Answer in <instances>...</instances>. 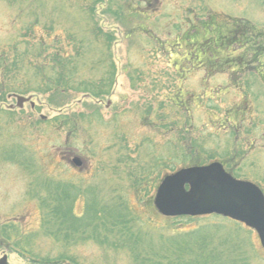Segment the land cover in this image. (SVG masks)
I'll list each match as a JSON object with an SVG mask.
<instances>
[{
    "label": "rangeland",
    "instance_id": "374dc122",
    "mask_svg": "<svg viewBox=\"0 0 264 264\" xmlns=\"http://www.w3.org/2000/svg\"><path fill=\"white\" fill-rule=\"evenodd\" d=\"M43 2L36 18L0 0V51L27 49L25 63L39 65L55 54L84 61L75 80L87 93H32L33 77L22 74L21 96H32L33 108L7 111L14 99L0 106V258L134 264L126 251L107 246L112 236L51 221L47 198L57 192L64 204V187L76 196L72 212L79 218L84 201L115 214L126 206L136 219L131 232L144 233L146 247L209 223L227 232L211 216L190 223L160 217L152 200L170 170L191 166L197 156L205 165L227 162V172L264 194V0ZM34 18L38 25L28 32ZM97 88L106 93L86 97ZM261 254L252 264H264Z\"/></svg>",
    "mask_w": 264,
    "mask_h": 264
},
{
    "label": "trees",
    "instance_id": "16d2710c",
    "mask_svg": "<svg viewBox=\"0 0 264 264\" xmlns=\"http://www.w3.org/2000/svg\"><path fill=\"white\" fill-rule=\"evenodd\" d=\"M1 1L8 7H15L19 11L28 8L31 10L32 16L34 15L36 18L37 15H35V11L44 7L43 0ZM36 18H34L33 22L26 23L29 24L27 26L28 32H31L34 27L38 25ZM49 29L51 30L52 26H50ZM42 51V44H38L35 47L34 53L38 57L41 55ZM80 52H83L81 45L78 50V53ZM28 54L27 49L20 52L19 48L16 46L8 50L4 48L0 51V106L13 95L21 96L27 91V89H23L26 87L20 82L26 78H21L22 80L17 79V77L22 74H24L25 77H27L28 74H30V77H33V81L31 82L32 86H29L28 89V91L32 93L59 94L68 92L69 90H82L81 92L87 93L85 92L86 89H83L85 84L81 83L80 85H76L77 83L75 80L78 72L85 66L84 61L73 62L71 59L66 60L65 57L62 59L61 55L55 54L50 56L49 62L47 61L39 65L38 61L25 63L23 58ZM10 55H13V57L10 58ZM111 71H113V67H111ZM105 80L106 82H104ZM105 80H102V86L107 88L109 87V83H107L109 80L108 78ZM98 90L99 91L96 93H88L87 97L96 98V96H101L106 93L103 90ZM61 119H63V117H61ZM195 158L196 162H191V166L205 165L200 163L202 161L197 159L198 156ZM224 163L227 164V162ZM174 171L170 170V172ZM135 191L137 192V190ZM63 192L66 195L65 203L67 205L59 200L57 192L54 196H52L51 192V195L47 198V201L51 200L53 204L51 207H48L51 221L53 220L57 222L59 226L68 227V229L75 230L76 232L82 228L91 227V233L99 235V237L101 236L105 240L112 236L113 240L112 242H107V246L112 249L126 251L134 264H252L254 256L259 257L262 255L260 248L255 246L253 242H250V231L247 228H243L240 224L216 216L211 217L221 219L220 222L224 223L228 228L227 232H225L226 229L220 223H218L217 226L209 223L203 228H194L184 235L173 237L168 241L158 242L156 249L152 246L146 247V240H148V238L145 237V234H134L131 232V226H129V224L135 223L136 219L126 206L120 205L119 212L121 213L115 214L117 212L115 209H107L104 211L100 209L96 200L89 206L84 201V215L79 218L72 212L71 203H73L76 196L71 197L69 188L67 187H64ZM147 193H149V191ZM79 196L83 197V194ZM41 200L45 201V199L42 198L40 201ZM201 219L203 218L181 217L175 218L173 221L179 220L190 223ZM63 231L64 229H62L61 233ZM213 233H219V237L221 238L215 239ZM64 237V239H68L67 235ZM145 241L146 245L144 246Z\"/></svg>",
    "mask_w": 264,
    "mask_h": 264
},
{
    "label": "water",
    "instance_id": "95a60500",
    "mask_svg": "<svg viewBox=\"0 0 264 264\" xmlns=\"http://www.w3.org/2000/svg\"><path fill=\"white\" fill-rule=\"evenodd\" d=\"M15 106L21 109L31 97L13 96ZM80 166L78 159H73ZM155 210L164 217H200L216 215L242 224L255 232L264 252V197L253 184L234 179L221 164L211 163L190 167L165 176L153 199ZM0 264H7L6 257Z\"/></svg>",
    "mask_w": 264,
    "mask_h": 264
}]
</instances>
